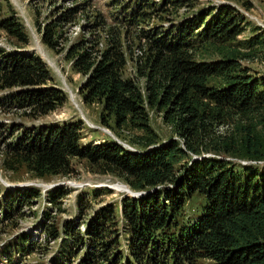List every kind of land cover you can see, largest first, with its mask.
Here are the masks:
<instances>
[{
  "label": "trees",
  "instance_id": "obj_1",
  "mask_svg": "<svg viewBox=\"0 0 264 264\" xmlns=\"http://www.w3.org/2000/svg\"><path fill=\"white\" fill-rule=\"evenodd\" d=\"M133 2L122 18L119 10L122 23L147 20L159 10L170 18L142 33L146 43L134 57L133 73L123 75L120 37L97 11L94 19L110 33L105 44L99 47L92 34L64 48L70 69L82 75L81 101L100 104V123L132 149L111 136L82 142L79 117L24 127L4 149L5 169L14 163L38 178L68 174L72 158L79 157L92 172L113 174L144 191L124 196L117 215L106 204L84 225L67 223L49 264H72L80 249L74 264H264V72L245 63L264 49V32L225 2L211 0L188 12H178L188 0ZM71 17L67 9L36 23L40 41L53 51L63 48L59 30ZM0 28L22 45L30 40L12 11L0 15ZM246 28L249 35L239 38ZM0 88L11 89L4 103L31 117L67 98L33 50L0 48ZM150 111L172 135L156 133ZM40 191L29 185L4 193V216L18 213ZM68 192L56 185L45 197L58 205ZM47 215L44 209V233L55 239L57 227L50 217L44 222ZM33 243L18 235L3 246L0 263H16V252H30Z\"/></svg>",
  "mask_w": 264,
  "mask_h": 264
},
{
  "label": "rangeland",
  "instance_id": "obj_2",
  "mask_svg": "<svg viewBox=\"0 0 264 264\" xmlns=\"http://www.w3.org/2000/svg\"><path fill=\"white\" fill-rule=\"evenodd\" d=\"M133 1L135 0H0V15L9 10L15 16H19L30 37L29 42L22 45L0 28V48L4 51H8V49L13 51L33 50L39 54L51 70L53 84L61 86L67 97L54 110L41 116L31 117L23 113L22 109L4 103L3 96L11 89L0 88V251L5 244L13 241L18 235H25L27 240L34 242L31 245L30 252L24 255H18L16 252L18 257L14 264H49L57 253V243L62 238V229L67 223H71L73 229L76 224L84 225L92 218L97 208L106 204L114 206L117 215L121 199L124 196L131 195L129 190L132 189L118 177L113 174L92 172L88 169L85 160L79 157L72 158L70 164L72 169L68 174L46 175L43 178H38L32 176L23 166H16L14 163L12 169H5L3 167L4 160L6 159L7 163L9 159L3 153L9 142L14 139V136L19 135L24 127L60 122L70 117L82 119L83 126L80 132L82 135L81 140L84 143L110 137L111 134L116 136L110 129L102 125L99 118H97L100 104L96 102L86 104L81 101L77 84L82 80V75L70 69V62L64 57V48L76 38H90L92 34L99 36V47L105 44L106 36H109L110 33L99 26L94 19V13L97 11L105 21L103 25H113L111 29L114 32L113 34L120 37L121 47L126 55L123 75L133 73L135 69L134 57L140 53L139 50L146 43V38L142 33L152 25H165L170 19L167 16L168 13L159 10L152 17H147V20H141L134 24L122 23L118 18L119 10H122L120 15L122 18L124 10L130 9L134 4ZM210 1L188 0L190 4L187 7H180L178 12L191 11ZM212 2L217 4L225 2L236 7L250 22V27L253 24H258L261 31L264 32V0H212ZM67 9L72 13V21L61 26L59 30L58 38L61 40L59 45L63 48L53 51L40 41L35 25L36 23L40 24L46 20L48 21L54 17V14L56 15ZM249 33V28H246L238 37L247 36ZM245 63L249 64L255 72H264V49L260 50L254 59L245 60ZM149 117L152 128L161 138L172 135L169 127L162 122L159 114L150 111ZM29 185L39 187L41 193L38 196L31 197L29 202L22 203L18 213L16 209H13L12 212L9 211L4 216L3 194L10 192L12 189L24 188ZM56 185H64L69 189V192L60 198L61 203L58 205L47 201L45 197L46 189ZM105 188H108L110 192H100L101 189ZM93 189H95V193H92ZM79 194L83 198H81L82 203L76 201ZM57 206L60 208H57ZM44 209L48 211L47 220L45 219L44 222L52 218L57 227L59 236L55 239L44 233L42 226ZM81 253L82 250L80 249L79 256L72 257V264L80 258ZM1 261L2 258H0Z\"/></svg>",
  "mask_w": 264,
  "mask_h": 264
},
{
  "label": "water",
  "instance_id": "obj_3",
  "mask_svg": "<svg viewBox=\"0 0 264 264\" xmlns=\"http://www.w3.org/2000/svg\"><path fill=\"white\" fill-rule=\"evenodd\" d=\"M111 136H112L116 141L120 142L123 146L132 149V147H131L130 145H128L127 143H124V142L120 141L116 136H114V135H112V134H111ZM128 189H129V188H128ZM129 193H130L131 195H133V196H137V195H139V194L144 193V191H132V190H129Z\"/></svg>",
  "mask_w": 264,
  "mask_h": 264
}]
</instances>
